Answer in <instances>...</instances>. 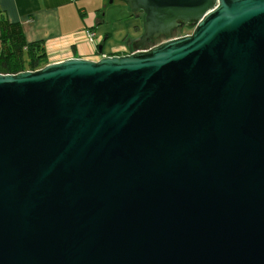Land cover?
Masks as SVG:
<instances>
[{
  "label": "water",
  "instance_id": "95a60500",
  "mask_svg": "<svg viewBox=\"0 0 264 264\" xmlns=\"http://www.w3.org/2000/svg\"><path fill=\"white\" fill-rule=\"evenodd\" d=\"M125 1L133 53L0 74V264H264V0Z\"/></svg>",
  "mask_w": 264,
  "mask_h": 264
},
{
  "label": "crops",
  "instance_id": "0c3cea01",
  "mask_svg": "<svg viewBox=\"0 0 264 264\" xmlns=\"http://www.w3.org/2000/svg\"><path fill=\"white\" fill-rule=\"evenodd\" d=\"M1 16L20 23L28 43L43 44L47 65L128 55L144 34L141 14L123 0H0Z\"/></svg>",
  "mask_w": 264,
  "mask_h": 264
},
{
  "label": "trees",
  "instance_id": "16d2710c",
  "mask_svg": "<svg viewBox=\"0 0 264 264\" xmlns=\"http://www.w3.org/2000/svg\"><path fill=\"white\" fill-rule=\"evenodd\" d=\"M136 12L143 14L141 11ZM187 27L188 25H182L174 30L173 37H180L179 34L184 33ZM47 64L48 60L43 44L40 42L28 43L22 25L12 23L1 16L0 74H19L24 71H35L44 68Z\"/></svg>",
  "mask_w": 264,
  "mask_h": 264
},
{
  "label": "rangeland",
  "instance_id": "374dc122",
  "mask_svg": "<svg viewBox=\"0 0 264 264\" xmlns=\"http://www.w3.org/2000/svg\"><path fill=\"white\" fill-rule=\"evenodd\" d=\"M143 15L144 14L141 15L142 18L144 17ZM195 27H196L195 23H190V24H188V27L186 28V30H184V33H181L179 35H181V36L191 35L193 33ZM165 41H166V39L161 37V38H159L153 42H148V44H146V46H145V49H148L149 47H154V46L159 45Z\"/></svg>",
  "mask_w": 264,
  "mask_h": 264
},
{
  "label": "built area",
  "instance_id": "2783aa9c",
  "mask_svg": "<svg viewBox=\"0 0 264 264\" xmlns=\"http://www.w3.org/2000/svg\"><path fill=\"white\" fill-rule=\"evenodd\" d=\"M86 37H87V39L90 41V42H92V43H94L95 42V38H96V34L94 33V32H92V31H86ZM151 48H148V49H144V51H147V50H150ZM36 71V70H35Z\"/></svg>",
  "mask_w": 264,
  "mask_h": 264
},
{
  "label": "flooded vegetation",
  "instance_id": "af4514ba",
  "mask_svg": "<svg viewBox=\"0 0 264 264\" xmlns=\"http://www.w3.org/2000/svg\"><path fill=\"white\" fill-rule=\"evenodd\" d=\"M143 21H144V17H143ZM157 40V39H156ZM155 41V40H154ZM153 42V41H152ZM146 44H148V43H146ZM146 44H145V46H146ZM145 46L142 48L143 50L145 49ZM157 46V45H156ZM155 47V46H154ZM149 48H153V47H149Z\"/></svg>",
  "mask_w": 264,
  "mask_h": 264
}]
</instances>
